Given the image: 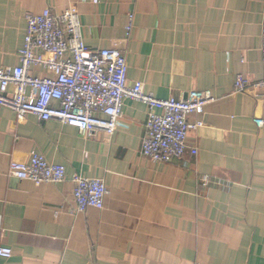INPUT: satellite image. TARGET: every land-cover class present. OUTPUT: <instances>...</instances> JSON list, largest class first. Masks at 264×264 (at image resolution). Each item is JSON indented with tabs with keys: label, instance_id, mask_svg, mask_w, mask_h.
<instances>
[{
	"label": "crops",
	"instance_id": "0c3cea01",
	"mask_svg": "<svg viewBox=\"0 0 264 264\" xmlns=\"http://www.w3.org/2000/svg\"><path fill=\"white\" fill-rule=\"evenodd\" d=\"M264 0H0V68H15L27 15L75 8L92 51H121L128 83L157 99L211 91L205 126L182 159L141 155L147 107L127 99L113 136H83L0 106V264H264V90L234 91L237 75L262 79ZM131 30L128 31V28ZM37 77L52 79L43 69ZM197 116H190L196 122ZM39 153L64 165L60 184L10 175ZM105 181L103 210L79 212L72 178Z\"/></svg>",
	"mask_w": 264,
	"mask_h": 264
},
{
	"label": "built area",
	"instance_id": "2783aa9c",
	"mask_svg": "<svg viewBox=\"0 0 264 264\" xmlns=\"http://www.w3.org/2000/svg\"><path fill=\"white\" fill-rule=\"evenodd\" d=\"M264 4V3H263ZM27 33L15 68H0V106L13 111L19 121L28 115L39 122L57 121L76 128L83 136L103 131L113 136L127 99L148 109L146 136L141 155L153 163L167 164L182 159L187 152L188 135L205 126V107L215 101L211 91H191L186 99H157L147 94L142 83H128L125 55L114 49H89L83 40L82 23L75 8L62 13L47 9L41 15H27ZM131 27L128 28V31ZM262 79L254 83L237 75L234 91L264 90V7L261 32ZM40 68L54 75L37 77ZM190 116H197L190 122ZM264 126V120L256 119ZM10 175L35 185L60 184L67 179L64 165L50 163L35 153L28 164L12 162ZM73 197L78 211L103 210L109 194L102 179L72 178ZM13 256L10 248L0 247V258Z\"/></svg>",
	"mask_w": 264,
	"mask_h": 264
}]
</instances>
